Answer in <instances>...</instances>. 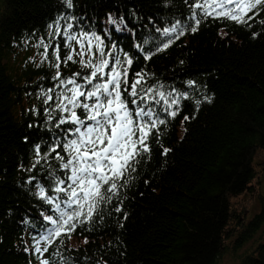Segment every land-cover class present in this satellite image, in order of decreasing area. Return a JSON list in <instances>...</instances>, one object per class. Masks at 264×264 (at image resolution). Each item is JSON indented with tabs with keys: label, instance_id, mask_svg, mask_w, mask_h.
<instances>
[{
	"label": "trees",
	"instance_id": "obj_1",
	"mask_svg": "<svg viewBox=\"0 0 264 264\" xmlns=\"http://www.w3.org/2000/svg\"><path fill=\"white\" fill-rule=\"evenodd\" d=\"M73 2L68 10L63 0H0V264H38L24 249L47 205L25 181L37 176L46 182V166L26 169L34 145L44 151L52 135L39 93L52 86L54 69L41 63L42 49L36 47L48 26L71 11L86 28L109 32L110 40L135 56V44L159 35L150 19L161 28L176 19L190 23L184 0ZM152 46L150 40L145 48ZM141 69L153 74L149 84L187 91L190 100L161 127L159 143L150 141V159L123 193L124 212L106 210L102 222L65 238L60 251L71 264H220L230 252L239 264H264V192H256V157L264 153V25L208 19L150 61L136 58L131 71ZM77 71L88 70L61 66L64 76ZM189 80L197 88L187 86ZM204 94L212 102L196 110L191 100ZM161 145L171 149L167 156ZM243 196L255 201L254 212L234 209L232 201Z\"/></svg>",
	"mask_w": 264,
	"mask_h": 264
},
{
	"label": "snow or ice",
	"instance_id": "obj_2",
	"mask_svg": "<svg viewBox=\"0 0 264 264\" xmlns=\"http://www.w3.org/2000/svg\"><path fill=\"white\" fill-rule=\"evenodd\" d=\"M63 2L66 9L74 8L73 0ZM184 3L189 9L186 19L190 23L176 19L161 28L150 19L159 35L135 44V56L110 40L109 32L98 34L91 27L86 28L84 19L71 11L48 26L46 38H39L36 47L42 49L41 63H48L54 73L52 86L42 88L39 93L46 105L44 125L52 132L50 143L44 151L40 144L34 145L33 162L26 169L33 172L39 165L46 166L47 171L45 183L37 176H29L25 181L33 185L36 198L47 205L40 212L41 225L38 228L33 225L31 244L26 243L24 249L35 256L38 264H71L60 251L65 238L71 239L81 226L102 222L106 210L108 214L124 212L123 193L135 179L138 167L150 159V141L154 137L159 143L161 127L170 118L175 119L183 102L190 100L187 91L163 83L149 84L148 78L153 74L144 69L132 72L135 59L150 61L180 37L189 32L195 34L208 19L248 27L253 21L264 25L261 17L264 0H191V3L184 0ZM109 21L117 23L111 16ZM120 23H124L122 17ZM258 35L253 33L254 38ZM150 40L153 46L146 49ZM69 63L88 71L64 76L61 66ZM187 86L197 88V83L189 80ZM191 102L198 110L202 102L211 103L212 96L204 94ZM161 149L162 156L171 151L162 145ZM123 219H127L126 213Z\"/></svg>",
	"mask_w": 264,
	"mask_h": 264
},
{
	"label": "rangeland",
	"instance_id": "obj_3",
	"mask_svg": "<svg viewBox=\"0 0 264 264\" xmlns=\"http://www.w3.org/2000/svg\"><path fill=\"white\" fill-rule=\"evenodd\" d=\"M256 162L260 164V167H258V170L260 169V172H258V176H260V187L259 190H257V193L264 192V172L262 173L261 169H264V153H258L256 157ZM233 207L236 211L240 212L241 214H244L245 211H252L254 212L255 207L257 206L255 201L249 197V196H243L240 199L234 200ZM251 212V213H252ZM249 213V212H248ZM247 213V214H248ZM252 242H250L247 247L251 246ZM244 250L239 251L237 254H243ZM235 253V252H234ZM234 253H229L223 255L220 264H239L238 259L234 256Z\"/></svg>",
	"mask_w": 264,
	"mask_h": 264
}]
</instances>
